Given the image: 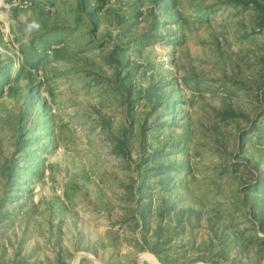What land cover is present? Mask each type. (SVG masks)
<instances>
[{"label":"rangeland","instance_id":"obj_1","mask_svg":"<svg viewBox=\"0 0 264 264\" xmlns=\"http://www.w3.org/2000/svg\"><path fill=\"white\" fill-rule=\"evenodd\" d=\"M256 3L3 0L0 264H264Z\"/></svg>","mask_w":264,"mask_h":264},{"label":"clouds","instance_id":"obj_2","mask_svg":"<svg viewBox=\"0 0 264 264\" xmlns=\"http://www.w3.org/2000/svg\"><path fill=\"white\" fill-rule=\"evenodd\" d=\"M2 3H3V0H0V4H2ZM39 28H40V25H39V23L36 22V21H32L30 24H28V25L26 26V30H27V31L39 30Z\"/></svg>","mask_w":264,"mask_h":264},{"label":"trees","instance_id":"obj_3","mask_svg":"<svg viewBox=\"0 0 264 264\" xmlns=\"http://www.w3.org/2000/svg\"><path fill=\"white\" fill-rule=\"evenodd\" d=\"M256 6L258 7V9L260 10V12L264 16V5H261L259 3H256ZM263 28H264V24H263Z\"/></svg>","mask_w":264,"mask_h":264}]
</instances>
